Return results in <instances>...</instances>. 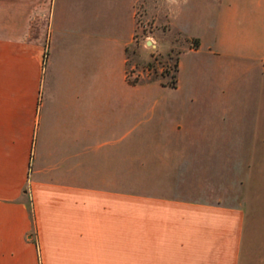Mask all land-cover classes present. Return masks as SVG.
<instances>
[{
	"label": "crops",
	"instance_id": "crops-1",
	"mask_svg": "<svg viewBox=\"0 0 264 264\" xmlns=\"http://www.w3.org/2000/svg\"><path fill=\"white\" fill-rule=\"evenodd\" d=\"M142 1L0 0V264H241L240 209L133 191L193 145L133 155L135 112L159 100L127 78ZM220 2L208 50L264 76V0Z\"/></svg>",
	"mask_w": 264,
	"mask_h": 264
},
{
	"label": "rangeland",
	"instance_id": "rangeland-1",
	"mask_svg": "<svg viewBox=\"0 0 264 264\" xmlns=\"http://www.w3.org/2000/svg\"><path fill=\"white\" fill-rule=\"evenodd\" d=\"M100 1L106 10L128 2ZM220 6V0H143L136 6L127 78L160 86L142 85L159 100L135 112L133 155L159 158L151 167L160 164V140L193 145L181 148L176 178L134 177L132 186L134 193L160 196L161 185L174 196L240 209L241 264H253L264 254V76L246 66L231 73L208 50L218 36ZM145 171L160 175V168Z\"/></svg>",
	"mask_w": 264,
	"mask_h": 264
},
{
	"label": "trees",
	"instance_id": "trees-1",
	"mask_svg": "<svg viewBox=\"0 0 264 264\" xmlns=\"http://www.w3.org/2000/svg\"><path fill=\"white\" fill-rule=\"evenodd\" d=\"M131 83H134L135 81H130ZM176 83V79H175V75L172 74L171 76V81H170V85L171 86H175Z\"/></svg>",
	"mask_w": 264,
	"mask_h": 264
}]
</instances>
